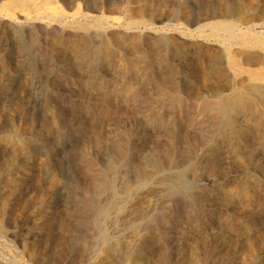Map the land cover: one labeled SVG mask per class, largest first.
<instances>
[{
	"label": "bare ground",
	"instance_id": "bare-ground-1",
	"mask_svg": "<svg viewBox=\"0 0 264 264\" xmlns=\"http://www.w3.org/2000/svg\"><path fill=\"white\" fill-rule=\"evenodd\" d=\"M213 2L187 0L182 28L176 22L153 23L145 2L132 11L131 0H0V172H19L16 189L0 195L1 238L7 234L4 223L13 224L11 233L26 234L48 253L55 245L60 212L55 199L49 200L40 222L28 212L19 222L13 217L25 193L42 182L36 171L41 167L44 178L50 169L57 171L63 180L60 194L68 199L72 156L58 158L57 150L88 133L86 118L98 122L104 109H117L119 102L138 103L146 111L142 118L148 119L145 135L142 130L130 136L119 132L112 154L103 144L104 149L96 148L97 163L88 158L78 169L85 200L71 209L84 207L91 216V234L81 241L89 256L86 264H96L98 250L107 243L114 264H200L208 253L203 248L202 256L195 254L198 244L205 246L207 234L223 231L236 237L244 264L259 258L264 264V21L250 22L243 31L228 15L210 17ZM178 18L174 8L156 21ZM66 78L84 95L78 104L83 111L73 114L80 135H69L60 117L49 114L71 98L56 88L45 92L44 87ZM145 89L153 90L156 99L148 105L138 99V91ZM31 94L37 109L28 100ZM15 99L19 102L13 108ZM14 119L19 120L17 127ZM149 128L159 133L172 129L170 137H164L175 139L171 134H176L181 139L172 150H144ZM7 133L20 150L12 164L6 161L11 154L4 141ZM38 156L47 159L48 170L44 162L33 164ZM188 175L205 182L191 186ZM232 181H238L241 192L248 188L243 198L239 193L225 196L223 185ZM207 200L218 210L205 212ZM187 202L194 205L188 211ZM221 209L226 217L212 222L222 217ZM207 220L210 226H205ZM230 255L226 251L220 263L235 264ZM45 256L38 254L34 260L50 264ZM7 262L0 256V264Z\"/></svg>",
	"mask_w": 264,
	"mask_h": 264
},
{
	"label": "rangeland",
	"instance_id": "rangeland-1",
	"mask_svg": "<svg viewBox=\"0 0 264 264\" xmlns=\"http://www.w3.org/2000/svg\"><path fill=\"white\" fill-rule=\"evenodd\" d=\"M144 2H145V8L151 11L153 17V20L151 21L156 25L170 24L176 22V23H181L182 28L185 27L186 17L188 15L187 13L189 10L187 0H170V3L174 4V7L169 6L168 5L169 3H167V1L164 0H131L130 3L131 10L136 11L138 9L143 8ZM166 5H168V7ZM174 8L179 12V18L176 21H172V22L163 21L160 24L157 23L156 19L159 18L165 10L173 11ZM207 13L212 18H219L221 16L228 15L229 19L234 20L237 23V25L242 27V30L245 31V25L249 24L250 22L264 21V0H214L213 4L209 6V10L207 11ZM114 16L121 17L122 19L124 17L123 14H114ZM145 19L148 20L147 18ZM0 59H2V54H0ZM52 73H60V72L53 70ZM71 83H72L71 80L68 78H66L62 83H60L58 80H53L49 82V84L45 85L44 89L46 92L49 89L56 88L57 90L66 93L67 95L69 94L68 96L72 99V100L69 99V101H65L61 105V107H57V108L54 107L53 109H51V112L52 113L54 112V115L49 111L50 112L49 114L54 118L56 116L60 117L62 125L65 128L68 127L70 129L69 135L72 136L74 133H77L78 135L81 134V130L79 131L78 129H75L78 122L74 118L73 114L74 112H78L80 110L83 111V108L79 107L78 104H80L79 103L80 100L84 99L83 98L84 95L83 92H80V90H76L75 88H73V84L71 85ZM153 92H154L153 90H148V89L138 91V95L140 96V98H138L139 101L145 100V105L153 103L156 100L155 97L153 96ZM28 96H29L28 100L31 103V105H33L34 108L37 109L38 102L36 100V96H34V94ZM48 97L50 99L51 96L48 94ZM14 102L12 103L13 108H15V104H17L19 101L15 99ZM118 104L119 107L117 109L116 108L109 109L110 107L108 109H104L99 115L98 122L95 121L96 120L95 118L94 120L92 119V117L86 118L84 122L86 124L88 123L87 125H90V127L84 130H87L88 133L86 134L82 133L83 136L81 137L79 136L78 138L72 140V143L70 145H66L62 150L61 149L57 150L56 153L58 158H63L65 155L72 156V160H71L72 165L71 164L69 165L70 167L69 169L72 172V176L71 179L69 178L68 180V185H66L67 186L66 190L68 191L67 193L69 195L68 199L62 197L60 194L61 190L59 189L62 185L63 180L61 176H59L57 171L50 169L49 175L45 178L42 174L43 169L41 167L39 168V170L36 171L39 174V177L42 182L39 184L38 188L32 191L30 190L31 189L30 188L29 189L30 191L28 190L25 193V196L22 198V201L15 208L13 217L16 221H18L21 219L22 216H24V214L28 212L34 222L36 223L40 222L42 212L48 207L49 200L55 199L57 203L56 207L60 210L58 218L56 217L55 225H54L55 230L53 233V239L55 241V245L50 247V251L46 253L44 252L45 250H43L42 247L40 248V245L28 239L26 234L20 232L19 234L11 233L14 230L13 224L11 225L9 223H4V229L7 234L4 238L0 237L1 240L0 256L6 257L8 259L7 264H38L34 260L35 256H37L38 254L39 255L44 254V256L45 255L47 256V258L49 257L48 259L50 261L49 262L50 264H86L87 258L89 256L87 253L84 252L81 241L84 239L87 240L91 234L92 227L90 226L89 223L91 216L90 214H88L89 212L84 207H81L77 212H74L71 209L73 204H77V205L81 204L82 206L85 200L83 198L85 197L86 191L84 190L83 183L81 180V174L79 173L78 169L81 166L83 160L87 161L90 159L88 162H93L94 164H96L98 159L96 157L97 156L96 154L100 152L101 148L104 149V147L105 148L108 147L107 148L108 152L112 154L113 151H111V149L116 148L118 144L117 141L121 136L120 134L121 132H123L122 134L126 133L128 136H130L131 133L134 134L135 132L142 130L144 131V135H145L144 129L148 119L146 120L145 119L146 117L142 118L144 117L142 114L146 113V111L144 112V109L142 111V106L138 103L124 105L121 102H119ZM99 108L101 109V106H99ZM56 112L58 114H56ZM40 116L41 115H39L38 117ZM49 120H51V122L54 121V119H50V118ZM13 122H14V126L17 127L19 124V120L14 119ZM92 125L94 127H92ZM54 128H56L55 125ZM129 129L131 130V132L129 131ZM149 130L147 133L150 134L149 135L150 137L148 136L146 139L147 144L145 145V139L143 140L144 143H142V147H145L143 148L144 150L155 152L156 150H161L164 148L168 149V147L170 150H172L176 146L177 144L176 142L181 139L180 135L175 136L176 134H171L175 138V139L170 138L171 141L175 140L173 144H171L172 142H169L170 140L168 139V137H164V136H169L172 129H169L167 132L165 130L162 131L159 130L160 133L158 131L151 130L150 128ZM117 133H119L118 136ZM158 133L159 134L162 133V134L159 135ZM87 140H91V141H88L87 144ZM115 140L117 141L115 142ZM4 141L6 145L10 146L9 149L11 150V154L9 155L10 157L7 158L6 161L8 164L15 163L19 159V154H20L19 145L15 142L12 133H7L4 136ZM96 141L98 142L97 144ZM174 144L175 146L173 147ZM96 148H100V149H96ZM43 162L45 163L46 170H48L49 163L45 157H41V156L35 157V161L33 162V164H35L36 166L38 163H43ZM10 170L11 169H4L0 172V184L2 186V191L0 195H3L4 193H8V192L10 193L16 189V182L19 172L16 171V169H13V171ZM197 177L198 176H194V179H192L193 178L192 175H188L187 177V179L189 180L188 184L192 186L196 184L199 185L205 182L201 176H200L201 178L199 177L198 179ZM231 179L234 180L237 178H231ZM234 182L232 181L233 185L232 183L230 185H223V187H225V189L227 190L225 196L227 198H230L232 196L235 197L236 193L237 194L239 193V195H241V198H243L242 196H244L243 195L244 192L248 191V188L243 189L242 190L243 192H241L240 186L239 185L237 186L238 181H234ZM209 202L210 201L208 202L205 201L203 205L205 212L213 211L210 208H217L218 210L217 204L215 205L216 206L215 207L212 204V202H210V205L208 206ZM2 205L3 203L2 201H0V209L2 208ZM171 205H174V203H171ZM191 206L194 205L191 204V202H187L185 206V210L187 209L186 211H188L191 208ZM25 207L27 208L29 207V210L25 211ZM220 216L222 217L214 218L212 222L218 223L221 220L223 221V219L226 217V211L221 209ZM208 222L209 220L205 222V226L208 225L210 226ZM181 225L182 224L180 222L179 225H177L178 226L177 229L178 228L180 229V227H182ZM180 233H182V231H179L178 235ZM215 234L213 235L215 237H213L210 234H207L210 237H208L209 239H207L205 243L206 245L204 246L203 244H198L197 249L194 251L195 254H197L198 252V254L201 256L204 254V252H202L203 250H206L205 254L208 253L207 255H205V257H201L200 264H219L220 262L222 263V256L225 254L226 251L229 255L231 253L230 256L234 258V263L236 262L235 264H239L242 258L241 256L243 254V250L242 248L237 246V241L235 239L236 237L232 236L231 234H228L227 231H223L221 233H215ZM219 234L220 235L223 234V235L220 236ZM224 238L226 239L225 241ZM120 241L122 240L118 238L117 243L119 242L120 244L121 243ZM135 241H139V238L138 239L135 238ZM225 244L227 247L224 246ZM109 246L110 243H107L98 250V253L96 254L97 256L94 261L96 264L100 262L102 264H114L113 259L111 258L112 254L109 251L110 250ZM206 246L209 249H207ZM242 260L243 262L241 261L240 262L241 264L246 263L244 262V258H242ZM260 260L261 258H259L257 262H259ZM130 261L131 260H128L126 264H131ZM257 262H254L253 264H259ZM262 262L263 260L260 261V264H263ZM165 264H170V263L167 262Z\"/></svg>",
	"mask_w": 264,
	"mask_h": 264
}]
</instances>
